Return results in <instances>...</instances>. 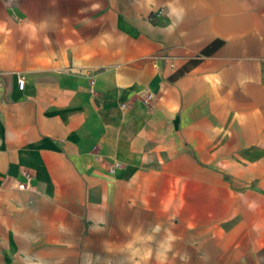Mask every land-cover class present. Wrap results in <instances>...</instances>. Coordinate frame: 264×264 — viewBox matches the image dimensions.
<instances>
[{"label":"crops","instance_id":"crops-1","mask_svg":"<svg viewBox=\"0 0 264 264\" xmlns=\"http://www.w3.org/2000/svg\"><path fill=\"white\" fill-rule=\"evenodd\" d=\"M189 10L0 0V264L94 262L86 232L153 197L170 228L264 264V21Z\"/></svg>","mask_w":264,"mask_h":264},{"label":"rangeland","instance_id":"rangeland-1","mask_svg":"<svg viewBox=\"0 0 264 264\" xmlns=\"http://www.w3.org/2000/svg\"><path fill=\"white\" fill-rule=\"evenodd\" d=\"M167 1V0H166ZM184 1V0H182ZM190 5L189 17L192 22L199 17L204 20L218 18L219 8L226 11L240 7L241 22L251 21L256 25H263L264 0H188ZM201 14H200V13ZM154 24L167 25L169 22L168 5L155 9L150 14ZM188 170L184 164L177 166V174H184ZM181 178H177V180ZM182 181H179L180 189ZM161 193L168 195L169 185L160 184ZM163 202V200H161ZM160 200L148 198L146 205L155 207L156 213L130 210L127 215L120 214L115 218V225L111 229L101 232H86L92 236L94 246L82 247L93 253L96 261L85 264H258L246 253L244 247H221L203 245L198 231H185L179 228H170L167 215L159 206ZM161 205V203H160ZM121 221V222H120ZM128 223L129 229L121 227V223ZM117 224V225H116ZM141 225L142 229H138ZM159 225L160 230L154 228ZM170 229V230H168ZM174 237V239H172ZM213 250V254H211ZM209 251V252H208ZM218 251L220 254H217ZM209 253V262L204 259ZM219 258V262L217 259ZM215 261V262H211Z\"/></svg>","mask_w":264,"mask_h":264},{"label":"built area","instance_id":"built-area-1","mask_svg":"<svg viewBox=\"0 0 264 264\" xmlns=\"http://www.w3.org/2000/svg\"><path fill=\"white\" fill-rule=\"evenodd\" d=\"M19 85H20L21 88H23V85H24L23 80H20Z\"/></svg>","mask_w":264,"mask_h":264},{"label":"clouds","instance_id":"clouds-1","mask_svg":"<svg viewBox=\"0 0 264 264\" xmlns=\"http://www.w3.org/2000/svg\"><path fill=\"white\" fill-rule=\"evenodd\" d=\"M172 12L175 13V12H176V9L173 8V9H172ZM172 239H174V237H173Z\"/></svg>","mask_w":264,"mask_h":264}]
</instances>
